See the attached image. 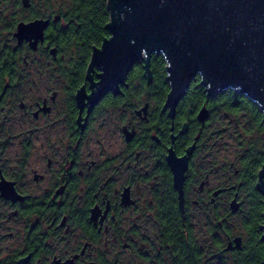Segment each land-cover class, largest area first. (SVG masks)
Segmentation results:
<instances>
[{
	"label": "flooded vegetation",
	"instance_id": "obj_1",
	"mask_svg": "<svg viewBox=\"0 0 264 264\" xmlns=\"http://www.w3.org/2000/svg\"><path fill=\"white\" fill-rule=\"evenodd\" d=\"M38 1L0 0V264H181V221L211 244L215 223L226 245L230 204L241 208L254 173L240 150H214L235 136H214L213 98L196 108L186 92L170 119L168 91L133 86L137 63L91 105L99 71L57 54L52 28L67 24ZM37 19L49 20L43 41L18 44L17 25ZM170 149L186 159L181 199Z\"/></svg>",
	"mask_w": 264,
	"mask_h": 264
},
{
	"label": "water",
	"instance_id": "obj_2",
	"mask_svg": "<svg viewBox=\"0 0 264 264\" xmlns=\"http://www.w3.org/2000/svg\"><path fill=\"white\" fill-rule=\"evenodd\" d=\"M23 7L29 0H21ZM109 22L107 29L112 35L113 24L117 25L122 43L136 38L138 43L150 46L153 55L162 56L168 65L175 60V71L165 65L168 93L164 109L173 119L176 107L198 76L199 85L207 99L216 97L225 90H233L246 97L259 109L264 120V0H107ZM55 20V19H54ZM49 20L37 19L19 23L14 37L18 44L29 42L31 49L43 41L44 30ZM111 41L104 39L100 47L91 52L88 72L96 68L97 54ZM145 51V49H141ZM52 53L55 51L52 50ZM152 56H139L114 64L113 75L105 90L98 92L94 85L89 102L94 105L106 93H119L128 73L137 63H142L144 77L150 78ZM171 57V58H170ZM84 89L77 94L79 105L83 103ZM200 123L207 119V109L202 107L197 116ZM173 173L174 186L182 197L183 173L186 159H178L170 149L167 157ZM256 190L263 197V224L260 240L264 242V171L259 173ZM235 200L230 212L236 213ZM242 239L236 236L227 242L224 251L241 249Z\"/></svg>",
	"mask_w": 264,
	"mask_h": 264
},
{
	"label": "trees",
	"instance_id": "obj_3",
	"mask_svg": "<svg viewBox=\"0 0 264 264\" xmlns=\"http://www.w3.org/2000/svg\"><path fill=\"white\" fill-rule=\"evenodd\" d=\"M41 1V2H40ZM59 8L53 11L63 19L67 26L53 25V45L57 54H72L78 56L81 64L79 70L84 71L89 60L92 47H99L102 41L109 37L107 24L109 12L107 0H61ZM53 0H39L46 8L50 7ZM53 10V9H52ZM37 13V12H36ZM165 61L163 57L153 55L150 60V78L143 79L144 70L141 66L134 69L132 75L133 86L157 87L168 91L166 81ZM65 67L57 70H65ZM149 82V83H148ZM200 80L194 79L187 93L194 92L195 100L190 104L199 108L206 102L204 89L199 85ZM208 105L213 110L214 136L219 137L226 127L227 119H235L234 129L240 121H249V128H241L243 135L235 138L239 142L241 153L244 155V166L253 170L254 177L251 184L244 190L241 208L234 214L239 217L235 228L237 234L227 227L228 236L233 239L240 236L241 249L225 252V241L218 236L216 224L210 226L209 236H213L212 244L200 233V228L192 222H178V233L173 246L180 247L181 264H264V242L260 240L263 224V197L255 190L256 174L264 171V120L258 107L246 97L238 95L233 90H225L215 98L208 100ZM227 121V122H226ZM249 137V138H248ZM218 140V139H217ZM232 214L230 213L229 216Z\"/></svg>",
	"mask_w": 264,
	"mask_h": 264
},
{
	"label": "snow or ice",
	"instance_id": "obj_4",
	"mask_svg": "<svg viewBox=\"0 0 264 264\" xmlns=\"http://www.w3.org/2000/svg\"><path fill=\"white\" fill-rule=\"evenodd\" d=\"M120 18L118 21L114 22L115 25L112 30V35L107 39L111 41V43L105 46L98 54H97V64L96 67L101 69L100 78L95 81V89L98 92H102L105 90L106 86L109 84L112 75H113V65L116 63L123 62L125 60H134L139 56H152L153 49L145 44L138 43L136 38H129L126 43H122L121 34L117 27L118 24L122 23ZM145 49V51H141V49ZM171 58V57H170ZM166 67L170 71H175L176 64L175 60L172 63L166 65ZM91 95V93H89Z\"/></svg>",
	"mask_w": 264,
	"mask_h": 264
},
{
	"label": "rangeland",
	"instance_id": "obj_5",
	"mask_svg": "<svg viewBox=\"0 0 264 264\" xmlns=\"http://www.w3.org/2000/svg\"><path fill=\"white\" fill-rule=\"evenodd\" d=\"M63 1H61V0H53V2H52V4H51V8L53 9V11H55V10H57V8H59V4L61 5V3H62ZM228 121V122H227ZM227 129H228V131H230L234 136H235V138L237 137V135L239 136H242L243 135V132H242V129L241 128H249V126L248 125H250L249 124V121H244V120H241L240 121V123H239V127L237 128V129H234V122H235V119L233 118V120L231 121H229V119H227ZM227 135H228V132H227ZM235 138H229L228 136H225L224 135V138H223V140H222V146H217V147H215L214 148V150L215 151H222V150H224V151H227V152H229L230 150L231 151H237V150H240L241 151V148L239 147V142H238V140H236ZM249 138V137H248ZM230 145V146H229ZM239 151V152H240ZM235 214V213H234ZM234 214H232L231 216H229V218H228V222H227V225L229 226V227H231L232 225H236L237 224V222H238V220H239V217L238 216H235ZM206 227H204L203 228V231L205 232L206 231V229H205ZM232 228V227H231ZM233 229V231L232 232H235V234H237L238 232H236L235 230V228H232Z\"/></svg>",
	"mask_w": 264,
	"mask_h": 264
}]
</instances>
